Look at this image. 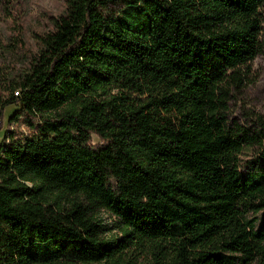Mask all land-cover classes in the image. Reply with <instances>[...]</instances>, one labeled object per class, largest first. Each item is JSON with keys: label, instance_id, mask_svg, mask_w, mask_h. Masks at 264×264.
I'll list each match as a JSON object with an SVG mask.
<instances>
[{"label": "trees", "instance_id": "trees-1", "mask_svg": "<svg viewBox=\"0 0 264 264\" xmlns=\"http://www.w3.org/2000/svg\"><path fill=\"white\" fill-rule=\"evenodd\" d=\"M65 2L0 82V264H264V0Z\"/></svg>", "mask_w": 264, "mask_h": 264}, {"label": "rangeland", "instance_id": "rangeland-1", "mask_svg": "<svg viewBox=\"0 0 264 264\" xmlns=\"http://www.w3.org/2000/svg\"><path fill=\"white\" fill-rule=\"evenodd\" d=\"M65 9V0H0V82L15 69L26 67V55L37 51V35L49 32L54 20ZM233 95L231 119L249 126L255 124L252 120L257 117L264 118V52L251 63L245 85L234 90ZM17 110L15 105L6 107L0 143L7 130L31 133L32 130L20 120L9 124L10 117ZM92 139L93 144L100 143L96 135ZM101 217L110 226L115 223V218L107 212H102ZM117 234L115 230L107 235Z\"/></svg>", "mask_w": 264, "mask_h": 264}]
</instances>
